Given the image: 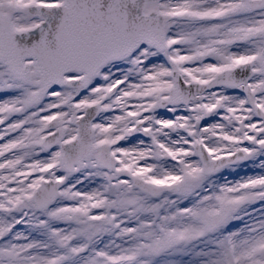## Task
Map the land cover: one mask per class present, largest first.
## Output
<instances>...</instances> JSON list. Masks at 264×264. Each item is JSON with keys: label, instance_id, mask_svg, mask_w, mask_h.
<instances>
[{"label": "snow or ice", "instance_id": "snow-or-ice-1", "mask_svg": "<svg viewBox=\"0 0 264 264\" xmlns=\"http://www.w3.org/2000/svg\"><path fill=\"white\" fill-rule=\"evenodd\" d=\"M0 264H264V0H0Z\"/></svg>", "mask_w": 264, "mask_h": 264}]
</instances>
